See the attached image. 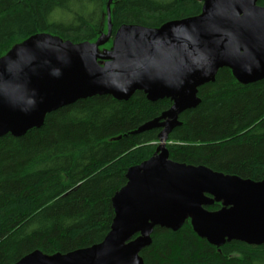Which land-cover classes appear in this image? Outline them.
<instances>
[{"label": "trees", "instance_id": "1", "mask_svg": "<svg viewBox=\"0 0 264 264\" xmlns=\"http://www.w3.org/2000/svg\"><path fill=\"white\" fill-rule=\"evenodd\" d=\"M110 0H0V59L37 34L73 43L103 41ZM206 0H113V51L124 25L158 29L203 13ZM264 7V0H257ZM102 65L104 61L98 60ZM200 104L179 116L166 143L171 160L264 181V80L244 85L229 68L198 89ZM173 105L142 91L129 100L97 95L47 114L41 128L0 138V264L41 251L68 254L102 243L114 219V196L128 171L156 155L163 129L141 132ZM224 202L206 207L219 211ZM136 235L135 237H138ZM144 264H264V244L213 245L188 216L178 231L155 227Z\"/></svg>", "mask_w": 264, "mask_h": 264}, {"label": "water", "instance_id": "2", "mask_svg": "<svg viewBox=\"0 0 264 264\" xmlns=\"http://www.w3.org/2000/svg\"><path fill=\"white\" fill-rule=\"evenodd\" d=\"M112 1L103 41L37 34L0 59V138L41 128L47 114L79 100L112 95L126 101L142 91L151 101H173L140 129H163L161 143L155 156L128 171L102 243L53 256L35 251L16 264H144L140 253L154 228L178 231L188 216L194 231L213 245L264 244V181L175 162L166 146L179 116L200 104L198 89L220 69H231L244 85L264 80V7L257 0H206L201 15L158 29L124 25L104 56L98 48L112 38ZM221 201L219 211L206 210Z\"/></svg>", "mask_w": 264, "mask_h": 264}]
</instances>
